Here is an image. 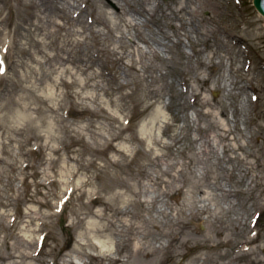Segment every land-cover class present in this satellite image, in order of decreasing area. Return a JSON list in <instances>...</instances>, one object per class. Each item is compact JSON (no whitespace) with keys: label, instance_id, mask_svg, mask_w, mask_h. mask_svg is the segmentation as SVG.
Listing matches in <instances>:
<instances>
[{"label":"rangeland","instance_id":"obj_1","mask_svg":"<svg viewBox=\"0 0 264 264\" xmlns=\"http://www.w3.org/2000/svg\"><path fill=\"white\" fill-rule=\"evenodd\" d=\"M68 255L264 264L253 0H0V264Z\"/></svg>","mask_w":264,"mask_h":264},{"label":"bare ground","instance_id":"obj_2","mask_svg":"<svg viewBox=\"0 0 264 264\" xmlns=\"http://www.w3.org/2000/svg\"><path fill=\"white\" fill-rule=\"evenodd\" d=\"M31 27H33V28H29L27 30L25 29L27 31V33L31 37L36 36V34H35L36 31H41L42 30V27L39 26L38 24L32 23ZM55 27L57 28L58 31H62V30L65 29V26L61 25V24H55ZM36 43H37V45H48L50 42H47L48 43L47 44L46 41H45V43L41 42V41H36ZM20 52L22 53V55H24V54L28 55L30 63L27 64V66H36V65L41 66V61L37 57V54L34 55L33 53H31L28 49L24 48L23 46L20 47ZM38 55H39V53H38ZM48 60H49V64L52 65V62H54V63H58L59 62V64H61V62H63L66 59H64L61 55H58V54L55 55L54 54V55L49 56ZM18 63H19L18 66H24L25 65V63L22 62V61L21 62L19 61ZM83 246H88V247H90L93 250H96L97 248L100 249L99 252L95 256H92V259H94V260L100 261V260H102V258H105L107 256V252L108 251L107 250H103V246L102 245L99 246V245H96V244H94L92 242H89L87 240H85L84 243L80 244L78 246V248H76V252L81 254V255H85L84 252H83ZM160 247H162V246H160ZM160 247H158L157 249L149 247V251H147L145 246H144V244H142V245L139 244V245L135 246V250L138 253H144L145 256L149 257V256L154 255L155 253H161L163 248H160ZM15 258H16V256H15ZM3 259L6 261L9 258H7V257H2L1 258L0 257L1 261ZM26 259H29V256L26 255ZM73 262H74V257L69 256V255L67 256V258L64 261L65 264H71ZM11 264H17V263H15V261H14ZM28 264H30V263H28Z\"/></svg>","mask_w":264,"mask_h":264},{"label":"water","instance_id":"obj_3","mask_svg":"<svg viewBox=\"0 0 264 264\" xmlns=\"http://www.w3.org/2000/svg\"><path fill=\"white\" fill-rule=\"evenodd\" d=\"M255 9L264 17V0H253Z\"/></svg>","mask_w":264,"mask_h":264}]
</instances>
